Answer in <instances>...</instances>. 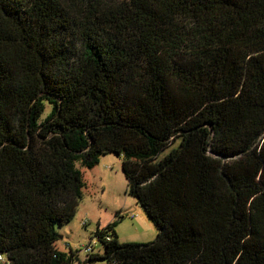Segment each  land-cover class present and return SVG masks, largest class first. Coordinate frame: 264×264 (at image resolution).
<instances>
[{
	"label": "trees",
	"instance_id": "obj_1",
	"mask_svg": "<svg viewBox=\"0 0 264 264\" xmlns=\"http://www.w3.org/2000/svg\"><path fill=\"white\" fill-rule=\"evenodd\" d=\"M104 153L158 234L81 264H264V0H0V264L79 258Z\"/></svg>",
	"mask_w": 264,
	"mask_h": 264
},
{
	"label": "rangeland",
	"instance_id": "obj_2",
	"mask_svg": "<svg viewBox=\"0 0 264 264\" xmlns=\"http://www.w3.org/2000/svg\"><path fill=\"white\" fill-rule=\"evenodd\" d=\"M168 150L169 147L162 155ZM121 163L120 155L104 153L94 167L80 166L85 184L76 214L64 224L55 223L59 235L57 248L68 251L70 247L79 255L72 264L84 262L82 259L86 254L82 248L91 241L97 227L104 228L110 222H115L114 229L121 242H151L158 234V228L128 192ZM83 219L87 220L86 225L81 224ZM98 248L96 245L93 252ZM96 264L103 263L98 261Z\"/></svg>",
	"mask_w": 264,
	"mask_h": 264
},
{
	"label": "built area",
	"instance_id": "obj_3",
	"mask_svg": "<svg viewBox=\"0 0 264 264\" xmlns=\"http://www.w3.org/2000/svg\"><path fill=\"white\" fill-rule=\"evenodd\" d=\"M132 217H134V215H132ZM81 224H82V225H86V224H87V220H86V219H83V220L81 221ZM107 239H108V238H107ZM96 245H97V239L94 238V237H92V238H91V241H90L88 244H86V245L84 246V248H82V249H83V251L85 252V254H86V253L89 254L90 252L93 251V248H95Z\"/></svg>",
	"mask_w": 264,
	"mask_h": 264
}]
</instances>
